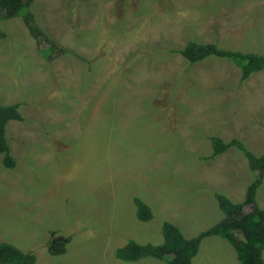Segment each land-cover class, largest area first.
<instances>
[{
    "label": "rangeland",
    "instance_id": "374dc122",
    "mask_svg": "<svg viewBox=\"0 0 264 264\" xmlns=\"http://www.w3.org/2000/svg\"><path fill=\"white\" fill-rule=\"evenodd\" d=\"M27 9L70 52L48 56L21 17L0 21V104H19L23 118L6 125L15 167L0 154V240L34 264H166L114 251L129 239L161 244L163 222L195 237L224 218L215 194L243 200L257 173L234 147L211 158L210 137L264 154V71L240 83L233 63L190 64L179 51L196 42L263 54L264 0H33ZM134 198L150 221L136 218ZM256 203L264 209V174ZM60 240L65 253L51 256ZM191 264L239 262L210 236Z\"/></svg>",
    "mask_w": 264,
    "mask_h": 264
},
{
    "label": "trees",
    "instance_id": "16d2710c",
    "mask_svg": "<svg viewBox=\"0 0 264 264\" xmlns=\"http://www.w3.org/2000/svg\"><path fill=\"white\" fill-rule=\"evenodd\" d=\"M33 0H0V21L21 17L29 34L37 43L46 44L48 56L70 52L59 48L54 41L43 32L35 21L33 14L27 9ZM22 9L25 12H20ZM2 36V34H0ZM181 56L190 64L203 61L208 57H215L233 63L240 70V83L248 80L251 75L264 71V53L223 50L214 44H199L189 42L179 51ZM54 54V55H55ZM51 57V56H50ZM19 104H0V154L5 168H14L16 162L10 154L5 137L6 125L9 121H22L18 112ZM211 158L222 154L230 148L240 151L248 163L249 171L255 178L247 186L244 198L239 203H233L223 195L215 194L219 209L224 218L217 224L200 232L197 236L185 239L179 230L168 222L161 227V244H139L129 239L125 245L115 249L114 258L123 262H136L143 258L166 261V264H191L196 256L200 242L210 236H219L230 244L239 264H264V210L256 203V192L262 184L264 174V154L256 157L247 150L242 142L232 139L224 143L218 137H210ZM136 218L141 222L152 219L150 208L139 198H134ZM246 206L249 212H244ZM66 240L56 244H49L47 251L51 256L65 253ZM35 255L30 251H22L15 246L0 240V264H34Z\"/></svg>",
    "mask_w": 264,
    "mask_h": 264
},
{
    "label": "crops",
    "instance_id": "0c3cea01",
    "mask_svg": "<svg viewBox=\"0 0 264 264\" xmlns=\"http://www.w3.org/2000/svg\"><path fill=\"white\" fill-rule=\"evenodd\" d=\"M255 74V73H254ZM264 210V209H263Z\"/></svg>",
    "mask_w": 264,
    "mask_h": 264
}]
</instances>
